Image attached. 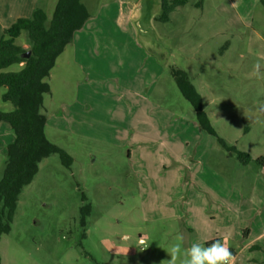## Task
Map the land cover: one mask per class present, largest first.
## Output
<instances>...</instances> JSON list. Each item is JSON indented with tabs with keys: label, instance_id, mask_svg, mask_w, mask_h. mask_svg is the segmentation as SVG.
<instances>
[{
	"label": "rangeland",
	"instance_id": "1",
	"mask_svg": "<svg viewBox=\"0 0 264 264\" xmlns=\"http://www.w3.org/2000/svg\"><path fill=\"white\" fill-rule=\"evenodd\" d=\"M188 1L170 22L154 23L161 1L145 0L129 31L117 25V7L105 16L99 4L91 24L75 33L44 97L46 137L72 162L66 167L58 154L42 161L0 238L1 264H165L180 234L186 246L227 243V234L242 239L244 220L258 212L264 225V188L253 190L261 170L255 160L264 157V65L257 77L249 55L223 62L224 43L211 39L213 7L206 0L198 19L203 0ZM174 70L202 96L217 137L199 126ZM166 136L180 139L182 161L170 160ZM218 138L254 161L242 164ZM211 173L230 190L207 182ZM234 264H264V240Z\"/></svg>",
	"mask_w": 264,
	"mask_h": 264
},
{
	"label": "trees",
	"instance_id": "2",
	"mask_svg": "<svg viewBox=\"0 0 264 264\" xmlns=\"http://www.w3.org/2000/svg\"><path fill=\"white\" fill-rule=\"evenodd\" d=\"M187 4V0H161L159 21L169 22L170 15ZM90 19L83 0H59L51 18L42 7H38L31 18H20L4 31L0 40V88H6L2 100L10 103L11 112L0 111V123H7L14 135L6 147L4 169L0 178V238L11 231L19 197L40 170V164L51 155L58 154L62 163L70 167L72 159L60 147L46 137L47 117L44 112V97L50 93L47 79L57 59ZM26 33L29 48L16 44L22 33ZM23 67L8 71L14 65ZM176 84L195 110L199 126L208 134L217 137L211 121L204 110L202 96L192 85L185 72L173 71ZM244 165L253 162L252 156L229 148ZM255 162L264 168V157ZM84 219L89 216V206L81 210ZM1 264V258H0Z\"/></svg>",
	"mask_w": 264,
	"mask_h": 264
},
{
	"label": "crops",
	"instance_id": "3",
	"mask_svg": "<svg viewBox=\"0 0 264 264\" xmlns=\"http://www.w3.org/2000/svg\"><path fill=\"white\" fill-rule=\"evenodd\" d=\"M86 1L88 0H83V4L85 5L90 14V19L86 22L84 27L89 26L91 24V21L93 20V16L95 15L93 13V8L100 4L101 7H99V14L103 12L105 13L104 15L107 16L108 12H111V7L114 5L117 8H115L112 13L114 15L117 25L120 26L123 30L129 31L133 28L134 23L138 22V20L140 19L142 14L143 3L145 0L119 1L118 5H104L103 3H99V0H89L88 5ZM58 2L59 0H0V40L3 37L4 31L6 29L11 27L20 18H31L34 11L38 7H42L46 11L48 17L51 18ZM205 2L206 0H203L202 3L196 4V6L200 8V10L196 12L198 19H200L204 14ZM207 3L208 5L213 7V14L211 17L212 19L210 18V23L213 28L211 39L217 38L221 40V43H224L225 46V52L222 53L223 62L230 64L229 61L231 60V57L228 56L231 54H233V56L238 59H242L246 57V55H249L251 57L249 60V68H251V70H253L254 66L257 64L264 65V0H207ZM188 4L189 1L186 5L178 7L171 15H173L177 10L185 8ZM171 15L169 22L171 21ZM156 21H159V19H157L156 15H152L150 17V22L155 23ZM84 27L81 30L84 31ZM16 44L23 48H28L27 35L25 32L22 33V35L18 39H16ZM68 47L69 46L66 47L65 51L57 59L56 65L53 68L48 79L52 78L53 71L57 68L61 57H64L66 55ZM215 60L216 59L214 58L213 61ZM67 62H69V58H67ZM208 64L212 65L213 63L212 61L208 60ZM22 67L23 64L14 65L9 68L8 71H18ZM5 93L6 88H0V111L11 112L13 111L14 107L10 103H4L2 100V97ZM205 112L207 113L210 119V113L208 111ZM195 128L198 130L197 126H195ZM197 134H199V132ZM13 140L14 135L10 126L7 123L1 122L0 156H2V158L5 156L7 145L12 143ZM161 142H163L162 144L166 147L167 151L169 152L170 160H174V162H179L180 160L182 161V157L178 152V146L182 148V143H179L180 139H177V137L174 139H170L166 136L165 140H161ZM203 156L204 154H200L199 156L197 153V157L195 158L194 162L198 166H202L203 164H205ZM263 173L264 168L261 167V170H259V177L257 176L258 179H260L261 175H264ZM257 177L253 186L255 194L257 190L259 191V188H264V184L262 185L260 181L257 180ZM218 178L219 177L216 178V176L211 173V177L207 178L206 180L207 182L212 183L217 182L219 187H221L220 183H222V188H225L224 185L226 182V184L228 185V188L226 189L230 190L231 183L226 181L222 177L221 178L223 179V182L221 180H217ZM210 189L212 190V196L209 197V200L214 202V198H217L218 196H216L217 193L214 192V189H212L211 187ZM261 194H263L264 197V190ZM206 195L210 196L209 193H206ZM222 203L226 204L225 206L227 207L226 199H224ZM258 213L259 215H256L255 218L251 217L250 221L246 219L244 220L245 224L249 227L243 229L242 232L245 233H243L244 235H241L242 239L232 240V237L230 238L229 234L226 235L225 239L228 240L227 243H225L235 256L234 263L240 260V258L248 250H250L251 248H256L257 246H259V243L264 240V225L260 222V218H262V213ZM205 243H207V241H205Z\"/></svg>",
	"mask_w": 264,
	"mask_h": 264
},
{
	"label": "clouds",
	"instance_id": "4",
	"mask_svg": "<svg viewBox=\"0 0 264 264\" xmlns=\"http://www.w3.org/2000/svg\"><path fill=\"white\" fill-rule=\"evenodd\" d=\"M260 65L254 66L257 77L261 76ZM170 259L165 264H234L235 256L225 242L220 239L204 243L192 242L186 246L183 234L176 237L167 249Z\"/></svg>",
	"mask_w": 264,
	"mask_h": 264
}]
</instances>
